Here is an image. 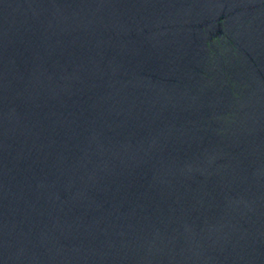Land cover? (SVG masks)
Listing matches in <instances>:
<instances>
[{"label": "water", "instance_id": "obj_1", "mask_svg": "<svg viewBox=\"0 0 264 264\" xmlns=\"http://www.w3.org/2000/svg\"><path fill=\"white\" fill-rule=\"evenodd\" d=\"M0 264H264V0H0Z\"/></svg>", "mask_w": 264, "mask_h": 264}]
</instances>
